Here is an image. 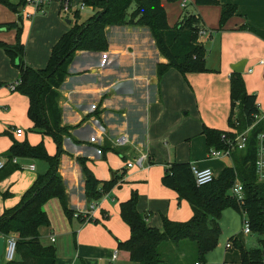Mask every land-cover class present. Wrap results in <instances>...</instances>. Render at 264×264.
Segmentation results:
<instances>
[{
	"label": "trees",
	"instance_id": "trees-1",
	"mask_svg": "<svg viewBox=\"0 0 264 264\" xmlns=\"http://www.w3.org/2000/svg\"><path fill=\"white\" fill-rule=\"evenodd\" d=\"M50 1L63 3L64 0ZM21 2L26 5L25 0H20ZM82 2L92 8L93 14L86 21L81 22L80 10L71 11L75 21L71 22L70 29L54 44L44 68H34L27 64L21 24L0 23V28L17 29L16 43L8 44L0 41V47L20 71L18 84L13 91H18L29 99L28 116L33 123L31 130L52 136L57 146L56 153L52 155L47 151L44 141L32 145L28 139L23 141L14 139L10 149L0 155V158H7L5 168L0 171V181L12 171L21 169L19 164L13 163L14 157L43 159L49 165L45 173L37 175L34 183L23 194L21 202L6 209L0 215V236L17 237V258L9 262L3 261L2 264H57L56 248L45 246L41 241L40 227L50 224L44 205L51 198H58L70 221L77 213L75 209L69 207L58 167L60 155L64 152V136H69L71 129L70 126L62 125L59 89L69 75V65L78 51H106L108 26L148 27L155 47L166 59V62L156 64L158 82L169 69H175L183 78H186L187 73L209 71L205 66L206 49L198 41L199 16L193 14L184 18L180 16L173 26H169L161 0H83ZM0 3L18 12L19 5L12 0H0ZM193 3L220 5L217 32L237 11L235 4H220L219 0H193ZM131 6L133 8L129 12ZM229 99L230 111L227 120L229 130L203 124L201 133L207 150L210 147L222 149L226 148L228 140L232 141L237 133L248 129L245 147L230 153L231 165L224 167L211 182L197 185L192 175L191 164L186 161H173L164 170L160 179L162 186L177 194L178 202L185 200L189 204L192 212L189 219L175 221L163 217L162 230H159L149 226L145 221L146 216L138 212L136 191H131L130 196L119 203V216L129 229V237L123 241L117 240V248L127 251L130 261L137 264H168L172 258H166L161 246L170 245V252L173 250L182 253L185 252L182 245L187 241L192 245L189 247L195 251L193 262L189 264H204L206 254L218 244L220 236L218 220L222 212L225 209H232L241 216L242 225L244 221H248L254 241L258 245L245 249L235 235L229 237L228 241H232L233 246L239 250L242 264L262 263L264 166L259 173L257 161L258 135L264 133V119L255 122L254 116L260 112L257 96L246 90L242 73H230ZM94 113L96 114L97 110ZM78 161L85 174L87 201H97L108 194L117 182L116 175L110 180H99L88 167L86 159L78 158ZM237 181L242 185L241 201L229 191ZM77 219L82 222H98L97 218L91 217L80 216Z\"/></svg>",
	"mask_w": 264,
	"mask_h": 264
},
{
	"label": "crops",
	"instance_id": "crops-1",
	"mask_svg": "<svg viewBox=\"0 0 264 264\" xmlns=\"http://www.w3.org/2000/svg\"><path fill=\"white\" fill-rule=\"evenodd\" d=\"M12 1L19 5L18 12H15L14 10L8 8L6 5L0 3V23H9V22L20 23L21 19L24 20L26 15L28 18H31L39 14V12H37L34 6L32 5H25L24 2L20 3V0H12ZM219 2L221 4H225L229 1L219 0ZM82 3L83 2L81 1L80 9H79L80 11L88 7V6L81 7ZM52 6L53 4L51 5V7ZM186 6H187V1L185 6L182 7L185 9ZM56 7L57 9H59L58 5ZM78 7H75L73 4L72 10H75V8L77 9ZM88 9L92 10L91 7H88ZM243 10L244 9L237 7L236 14L229 17L228 19L229 21L225 22L222 29L219 31L220 35L222 37L224 36L227 39H230L231 35L241 32L244 33L243 35H246L247 33L249 34L245 36V39L247 38L255 39L252 41L256 42L259 40V36H262V40L264 41V26H262L263 31H261V35H260V31L258 27L257 28L254 27L253 23H251L249 20L248 21L245 20V17H247L248 14H243L245 12ZM41 13H46V10ZM180 15L181 14L178 15L177 20L180 19ZM44 18H48V17H44ZM201 22L200 25L202 24L206 26L204 21ZM36 23H33V25L30 26L27 22L24 23V26L29 31H32L36 26ZM69 29L70 27L68 28L64 24H60V22H56L55 25L50 29V31L44 38L36 37L32 43V46H34L35 49L31 50L30 52L26 51L27 53L25 58L27 64L34 68H44L48 63L54 44ZM217 29L218 28H215L213 30H207V32L204 29V33H206L208 38H210L211 40L214 33L217 32L216 31ZM116 31L119 33H126L128 35L123 40L122 43H116L111 41L108 34L110 33L111 36V34ZM145 31H147L150 38L149 44L152 45L150 46V48L152 47L153 53L155 55V57L153 58L152 55L150 54L151 53L150 50L148 49L149 46H147L145 43L146 38L143 36V33H145ZM5 32H9L8 29L5 27H1L0 38L3 40L6 39L9 42H14L11 39L7 38ZM10 32H13L14 35L16 29H12V31ZM132 34L136 36L133 37ZM106 37L108 40V49L106 51L77 52L74 60L69 65L68 68L69 75L67 76L65 82L61 85L59 89L61 93L59 104L62 111V125L71 127L70 135L64 136L63 139L64 152L60 155L59 167H58L59 173L61 175L67 193V200L69 207L75 209L76 211H81V210L83 211V209L85 210V208H87V203H88L85 194V174L81 163L78 161V158L86 159L87 165L90 168V170L93 172V174L99 180H103V181L110 180L108 177V170L111 168L113 164L116 163L118 156V154L115 151L120 153L122 159H124L122 156L128 157L125 163L124 170L135 169L134 161H132V158L134 157H136V162L138 160H141V163L143 162L145 164L147 163V165L143 168L142 171L144 172V174H146V177H148V179H150V173H149L150 168H154L155 166H157L159 168V179H161L164 170L173 161H177V162L186 161L189 162L191 166H195L196 168L210 167L213 170L214 175L217 176L214 169L218 168V161L221 160L222 158L208 159L206 157L208 150L205 145L204 136L201 133L202 126L204 124L212 128L229 130V127L226 126V120H228V115L230 111L229 76L230 73L233 72L231 69V65L240 60H245L244 69H243L244 72L245 65L248 62L247 55L241 52H231V53H226L225 56L223 57L225 61L224 68H226V70L228 71L227 82L224 84V86L221 87L222 88L221 98L223 101V105L221 108L215 107V111L218 113L216 115L212 114L203 117L199 114L197 116L199 118L198 120L199 125L194 129L196 131H193V133L197 132V135L199 134V136L203 138V146L201 147V152L199 148L193 152H190V150H188L187 151L188 154L185 155L187 156L186 158L184 157L180 158L182 156L174 152V154H172L173 159L172 156L170 155L168 159H165L163 161H155V157L152 152V149L151 148L145 149V141H147L148 143L152 139L150 134V129H151L150 125L151 122L157 118L156 117L157 114L161 117H163L162 116L163 114L165 115L167 114L168 109H167L166 99L170 100V98H172V96L175 95L177 96L175 99L176 101L180 100L181 102H183V99L177 92L175 86H173L172 83L170 84L171 79L177 78L176 77L177 75L174 72L176 70L169 69L158 82L156 77V64L159 62H166V59L159 54L157 48L155 47L153 37L151 36L149 30L146 27L108 26L106 27ZM30 43H31V37L29 38V45ZM0 55L2 57L0 61V69H3L5 67L8 68V70L11 71L12 73H15V76L13 75L14 79L12 78L11 81L5 82L6 86H8L9 88L10 84L17 82V80L19 79L20 71L18 68H16L13 65L10 57L1 47H0ZM207 56L208 55H206V58ZM257 64L259 66H264V59H259L257 61ZM10 65H12V67L16 71H14L11 67H8ZM219 67L223 68L222 63H220ZM207 69L211 72L187 73L186 77L189 80L191 79L194 80L204 75L216 76V72H217L216 68L210 67ZM249 69H251V71H249ZM246 72L252 73L253 69L250 67L246 70ZM177 86L179 87L180 85L177 84ZM245 87L249 93H254L258 97V94L253 89L249 88L247 84ZM9 90L12 93L17 92L11 90L10 88ZM212 90L215 93H217L219 91V87L216 86L215 88H212ZM15 99L16 98L13 99L12 97L10 100L11 102H14ZM182 106H179L178 103H176L175 106L173 104L174 115L175 117H177L175 118V120H179L178 118L179 113L177 109ZM28 108H29V99L27 102V109H26L27 115H28ZM96 110L97 113L95 114L94 112ZM1 123L2 120L0 119V124ZM30 123L33 126L31 120ZM11 126H14L12 130L8 128L4 129L5 125H2L0 127V146H1L0 155L6 153L10 149L14 139L23 141L25 137H27L25 129H23L24 135L22 137H17L15 134V129L17 128L16 125H11ZM31 128L32 127H30V130ZM2 135H6V136H2ZM45 136L48 137L50 135H45ZM121 136L125 137V141L122 145H117L116 140L119 139ZM41 141L44 140L42 139ZM168 150L166 151V153H170L169 152L170 150L169 151ZM56 151H57V146L54 142L50 147V149H48V152L53 155L56 153ZM261 157L264 160V151L261 154ZM1 158H6V157H1ZM17 158H18V162L16 164L19 165L21 163L20 162L21 160L30 159L28 157H17ZM128 162L132 163V165L129 167L127 166ZM28 166L25 167L22 164L20 165L21 169L24 168L26 170L29 169L31 172L20 174L19 173L20 170L18 169L12 171L14 172V173L11 172L12 174L9 173L10 175L9 176L7 175L8 177H6L3 181L0 182V188L2 189V191L5 192L8 191L7 193L9 192L12 193V195H7L6 199L3 201V205L0 208V214L1 212H3V210L5 211L6 209L12 208L17 204H19L22 198L21 197L22 194H24L27 191L26 189H28L34 183L37 175L45 173L49 167L48 163L44 162L42 173H38L36 165L33 170L28 168ZM219 168H220L219 170H222L224 167L222 168L221 166H219ZM115 175L117 176V173H112L113 178ZM131 178H134V176H132ZM120 179L122 180V182L127 181L122 177ZM116 184L118 183L116 182ZM117 187H120V185H118ZM159 193L168 196L172 195L171 198L173 199V201H176L178 204L181 202V201L178 202L177 194L174 191H172L173 194H169L168 192L159 190ZM182 201L189 206V204L185 200ZM57 203L58 204H56L55 202L54 204L53 202V208L55 207V210L57 208L56 210L57 215L60 213L65 219V224L69 222L72 225L74 219L77 218L74 217L72 221H69L65 213L63 212L60 203L59 202ZM139 203L140 201L138 200L137 207L139 211L146 216L145 221L147 224H149V219L152 213L149 210L140 209ZM84 205L85 207L82 209V206ZM226 211H228V209H225L222 212L219 221L221 220L223 213L224 214L227 213ZM46 212H48L47 208H46ZM48 215H49V219L51 220V224L55 227V229L50 231L49 235L47 236H49L48 237L49 240H51L52 236H54L56 240L55 242H52L51 240V242L57 244L59 241V236L58 234H56L55 231L56 230L58 231L59 227L57 226L54 217H52L50 214ZM41 230L42 231L44 230L43 226L40 227V233ZM235 236L241 242L242 246L246 249L248 246L246 245L245 238L239 236L238 234H235ZM42 237L43 236L41 234V241H42ZM2 238L5 239V246H6L7 237L6 238L2 237ZM251 239L253 242L254 239L253 236H251ZM75 242H76V233H75ZM249 243L250 242L248 241V244ZM230 245L231 248L234 247L232 241L230 242ZM231 248L225 247V249H231ZM118 250L119 249L117 248L116 250L117 257L111 261V256H112L111 254L106 264H114L119 259L120 255ZM124 253H125V259H127V261L128 260L130 261L128 252L124 251ZM223 263L227 264L226 262Z\"/></svg>",
	"mask_w": 264,
	"mask_h": 264
},
{
	"label": "rangeland",
	"instance_id": "rangeland-1",
	"mask_svg": "<svg viewBox=\"0 0 264 264\" xmlns=\"http://www.w3.org/2000/svg\"><path fill=\"white\" fill-rule=\"evenodd\" d=\"M81 1L83 0H73L72 5L74 4L75 7L79 6L77 9H80ZM186 1L187 6L184 9L181 6L182 0H177L175 2H167L166 0H161L166 12L167 22L169 26H173L177 21L179 14H182L180 16L183 18L190 14L199 16L200 20L204 21V23L206 24V26L202 24L201 26V21L199 20V23L197 25L199 27L198 41L204 45L206 49V55H208L205 60V66L207 68L214 67L217 69V72L216 76L204 75L202 77L200 76V78L189 80L187 77L183 78L181 74L178 73V71H174L177 75L175 76L178 79H171L170 84L172 83L173 86H175L177 92L183 99V102H181L180 100L176 101L175 99L177 96L175 95H173L170 100L166 99L168 109L167 114H163V117L157 114V118L151 122L150 134L152 139L148 143L147 141H145V149H152L155 161H163L165 159H168V157L170 155L172 156L174 152L182 156L180 158H186L187 156L185 155L188 154V150H190V152H193L199 148L201 152V147L203 146V138L199 136V134L197 135V132L193 133V131H196L194 129L199 125V118L197 117L199 114L203 117L212 114L216 115L218 113L215 111V107L221 108L223 105V101L221 98V87L224 86V84L227 82L228 74V71L226 70V68H224L225 61L223 59L226 53L241 52L247 55L248 62L245 65V71L242 73L245 86L247 84L249 88L253 89L258 94L257 105L259 107V110L261 109L260 113L264 111V66H259L257 64V61L259 59H264V41L262 40V36H259V40L257 39L258 41L253 42L252 40L255 39H245V36L249 35L248 33L246 35H243L244 33L241 32L235 33L231 35L230 39H227L224 36L222 37L218 31L214 33L213 37L210 40L206 33H204V29L207 32V30H213L219 27L220 5H197L193 3V0ZM228 1L229 2L227 3H233L238 8L244 9L243 11L245 12L243 14H248L247 17H245V20H249L251 23H253L254 27H258L261 35V31H263L262 26H264V0ZM52 4L53 6L51 7ZM57 5L59 6V9H57ZM132 8L133 6H131L128 11L130 12ZM77 9L75 8V10ZM45 10L46 13L39 12V14L31 18H28L27 15L25 16L24 13L25 18L24 20L21 19L20 24L23 27L22 40L25 43L27 52L35 49V47L32 46L34 39L36 37L44 38L56 22H60V24H64L69 28L71 27V24L67 23L66 19L72 20L73 23L75 21L74 14L72 12L70 13L62 10L61 2L50 1L48 4H46ZM91 14H93V11L88 9L87 7L84 10L80 11L79 20L81 22L86 21L88 16H90ZM228 19L226 22L229 21ZM27 22L30 26H32L33 23H38H36V26L32 31H29L24 26V23ZM146 28L150 32V29L148 27ZM12 29L16 28H8L9 32H5V34L7 35L8 39H11L14 42H9L6 39L3 40L1 38L0 41L8 44L16 43L17 29L16 32H14V35L13 32H10L12 31ZM108 35L111 41L116 43H122L123 40L128 36L126 33H119L117 31L113 32L111 36L110 33ZM132 35L133 37L136 36L134 34ZM143 36L146 38L145 43L147 46H149L148 49L151 52L150 54L152 55V58L155 57L152 47L150 48V46L152 45L149 44L150 38L147 31L143 33ZM30 37L31 43L29 45ZM1 59L2 57L0 55V61ZM220 63H222L223 68L219 67ZM8 67H11L14 71H16L12 67V65ZM250 67L253 69V72L247 73L246 70ZM13 75L15 76V73L9 71L8 68L4 67L3 69H0V119L2 120L0 127L2 125H5L4 129L8 128L12 130L14 126L11 125H16L17 128H23L26 130L27 135L25 139L27 138L30 144H38L43 139L48 151V149H50V147L54 143V139L52 136L46 137L43 134L30 130V127H32V125L26 111L28 102L27 96L21 94L18 91L16 93H12L9 90L8 86H6L5 82L11 81ZM177 84H179L180 86L178 87ZM216 86L219 87V91L217 93L212 90V88H215ZM12 97L13 99L16 98L14 102H11L10 100ZM176 103H178L179 106L183 105L182 107L177 109L179 113V120H175V118L177 117H175L174 115L173 104L175 106ZM226 126H228L227 120ZM167 150L170 153H166ZM221 158L222 159L218 161V168L214 169L217 175L221 171L219 170V166L223 168L231 165L230 157ZM127 159L128 157L122 159L121 155L118 154L116 163L113 164L108 170L109 179H111L112 173H117L115 179L118 184H115L107 195H104L97 201V205L93 213V218L98 219L97 223H94L92 221L82 222L81 220L73 218L74 221L72 225L69 222L65 224V219L63 218V216L59 213V211V214L57 215V208L56 210L55 207L53 208V202L54 204L55 202L56 204H58L57 202H59L61 205L60 200L58 198H51L45 203L44 210L46 211L47 208V213L54 217V219L56 220V224L59 227V230L55 231L59 236V241L57 244H55L48 239L49 236L47 235H49V232L55 229L50 220V224L44 225V230H41V234L43 236L42 243L45 246H54L56 248L57 264H106L110 258V255L115 250H117L116 240L118 239L123 241L129 237V229L120 218L118 207L121 200L124 201L130 196L131 191H136L138 200L140 201V209L149 210L152 213V218L150 217L149 219V226L162 230L163 217H167L168 219L175 221H185L191 217L189 206L186 205L185 202L181 201L178 204L176 201H173V199L171 198L172 195L168 196L159 193V190H163L165 192H168L169 194H173L171 190L164 188L160 184L159 168L157 166H155L154 168H150V179H148V177H146V174H144V172L142 171L147 163H137L136 157H134L132 158V161H134L135 169L124 170ZM20 162V165L22 164L25 167L31 163L35 164L37 167V172L42 173L43 165L46 161L38 158H30L28 160H21ZM24 169H19V173L21 174L31 172L29 169ZM119 176L129 182H122V180L120 179L121 177ZM132 176H134V178H131ZM118 185H120V187H117ZM7 192L2 191V189L0 188V208L2 207L3 201L6 199L7 195H12V193ZM21 197H23V194ZM84 207L85 205L82 206V209ZM61 208L63 210L62 205ZM85 210H87V208H85ZM137 210L140 214H143L139 211L138 207ZM3 212H1V214ZM226 212L227 213L225 214L223 213L221 220H218V224L220 227L218 245L208 254H206L205 257L207 260L205 264H222L223 262H226L227 264H242L240 252L238 249H236L235 247H232L231 249H225V243L228 242L227 239L235 234H238L239 236L245 238L246 245L248 246L247 248L258 245V243L254 241V239L252 242L251 236L253 235L243 234L241 216L232 209H228V211ZM248 241L250 242L249 244ZM184 242L185 243L182 245V248L185 250V252L182 253H176L173 250L170 252V245H168L167 247H163V245L161 246V250L166 255V258H172L169 262L167 261L168 264H189L190 262H193L192 259H194L195 257V251L192 249V247H189L192 246L189 242ZM118 251L120 257L114 264H135L134 262H130L129 260L127 261V259H125V253L122 249H119Z\"/></svg>",
	"mask_w": 264,
	"mask_h": 264
},
{
	"label": "built area",
	"instance_id": "built-area-1",
	"mask_svg": "<svg viewBox=\"0 0 264 264\" xmlns=\"http://www.w3.org/2000/svg\"><path fill=\"white\" fill-rule=\"evenodd\" d=\"M26 5H32L34 6L35 10L37 12H44L45 11V6L47 3H49V0H25ZM186 0H182V6H185ZM86 6L84 3L81 4V7ZM62 10L65 12H71L72 11V3L70 0H64L62 3ZM251 71V69H249ZM18 83H12L9 85V88L11 90H14L16 88V85ZM255 122L264 119V111L259 112V114L254 116ZM248 130V129H247ZM247 130H244L241 133H237L234 139L228 140L226 148L222 149H217L214 147H210L207 151L206 157L208 159L211 158H221V157H230V153L235 150V149H243L245 147L246 143V138H247ZM15 134L17 137H22L24 135V130L23 128H16L15 129ZM125 141V137L121 136L119 139L116 140L117 145H122ZM264 133H260L258 135V161H257V171L261 173L262 168L264 166V160L261 157V154L264 151ZM13 163L18 162V158L14 157L13 158ZM138 163H141V160L137 161ZM7 164V159L6 158H1L0 159V171H2ZM132 163L128 162L127 166H131ZM30 169H34L35 165L31 164L28 166ZM191 171L192 175L194 178V181L197 185H203L206 183L211 182L215 175L213 170L210 167H204V168H196L195 166H191ZM230 193L232 196L236 197L239 201L242 200L243 197V191H242V185L237 181L231 188H230ZM98 201V200H97ZM97 201H90L88 202V207L87 210L83 211H77V213L74 214V217H86V218H93V213L97 205ZM242 232L245 235H252V232L249 227L248 221H244L242 225ZM52 242H55V237L52 236L51 238ZM261 240L263 242V245L261 246V253H262V263L264 264V235L261 236ZM226 248H231L230 242H227L225 244ZM117 257V251L115 250L112 253L111 256V261L114 260ZM17 258V237L15 235H9L6 239V246L4 249V254H3V261L9 262L13 261ZM195 264H200V263H195ZM225 264V263H224Z\"/></svg>",
	"mask_w": 264,
	"mask_h": 264
},
{
	"label": "water",
	"instance_id": "water-1",
	"mask_svg": "<svg viewBox=\"0 0 264 264\" xmlns=\"http://www.w3.org/2000/svg\"><path fill=\"white\" fill-rule=\"evenodd\" d=\"M66 20L69 24L71 23L70 19H66ZM244 64H245V60H240V61L232 64L231 69L235 73H242L243 69H244ZM112 178H113V176L111 177V179ZM4 246H5V239L0 237V264H2V262H3L2 255H3V251H4Z\"/></svg>",
	"mask_w": 264,
	"mask_h": 264
}]
</instances>
